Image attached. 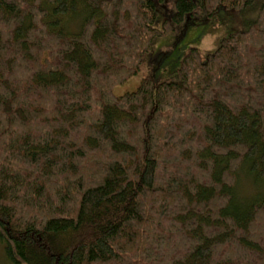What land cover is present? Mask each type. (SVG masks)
Wrapping results in <instances>:
<instances>
[{
  "label": "trees",
  "instance_id": "obj_1",
  "mask_svg": "<svg viewBox=\"0 0 264 264\" xmlns=\"http://www.w3.org/2000/svg\"><path fill=\"white\" fill-rule=\"evenodd\" d=\"M221 8L256 17L206 59L186 46L177 80L115 93L157 39ZM156 19V0H0L9 263L264 264V0Z\"/></svg>",
  "mask_w": 264,
  "mask_h": 264
},
{
  "label": "rangeland",
  "instance_id": "obj_2",
  "mask_svg": "<svg viewBox=\"0 0 264 264\" xmlns=\"http://www.w3.org/2000/svg\"><path fill=\"white\" fill-rule=\"evenodd\" d=\"M156 3L157 19L155 26L157 27L162 24L163 20L169 14L173 0H156ZM197 12H199L197 15L187 18V22L184 25L187 23L189 25L187 24L183 30L178 28L179 30L177 32H173L167 35L166 39H163L165 42L163 44V48L165 49L164 53L156 56H152L154 51L148 53L145 56V63L141 67L139 74L130 78L126 83L118 85L114 90L115 93L125 94L126 92L136 90L140 80L147 75L156 76L159 80H177L179 78V67L181 64V59L178 58L182 56L183 46L199 48L203 59H206L209 53L216 51L224 38H227L233 32L246 29L248 24L256 17V12H241L222 8L211 18H208L200 9ZM163 65H166V70L161 68ZM244 175L246 174L244 173L242 175L240 187L254 192L252 188L247 187H252V184L249 178ZM259 188L264 191L263 184ZM0 264H11L4 255V244L1 242Z\"/></svg>",
  "mask_w": 264,
  "mask_h": 264
},
{
  "label": "crops",
  "instance_id": "obj_3",
  "mask_svg": "<svg viewBox=\"0 0 264 264\" xmlns=\"http://www.w3.org/2000/svg\"><path fill=\"white\" fill-rule=\"evenodd\" d=\"M168 38V37H167ZM163 39H166V37H162V38H160V39H157L156 41H155V43H154V46H153V49H152V51H154L153 52V54H152V56L154 55V56H156V55H158V54H162V53H164L165 51V49L163 48V44L165 43L164 42V40ZM186 46H183L182 47V51H186V49H184ZM181 55L183 56V54L181 53ZM182 56H180L178 59H180Z\"/></svg>",
  "mask_w": 264,
  "mask_h": 264
}]
</instances>
